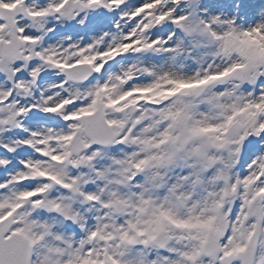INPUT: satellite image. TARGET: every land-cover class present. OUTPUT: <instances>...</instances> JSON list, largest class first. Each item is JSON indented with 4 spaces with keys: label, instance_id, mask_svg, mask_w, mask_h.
Wrapping results in <instances>:
<instances>
[{
    "label": "snow or ice",
    "instance_id": "obj_1",
    "mask_svg": "<svg viewBox=\"0 0 264 264\" xmlns=\"http://www.w3.org/2000/svg\"><path fill=\"white\" fill-rule=\"evenodd\" d=\"M0 264H264V0H0Z\"/></svg>",
    "mask_w": 264,
    "mask_h": 264
}]
</instances>
